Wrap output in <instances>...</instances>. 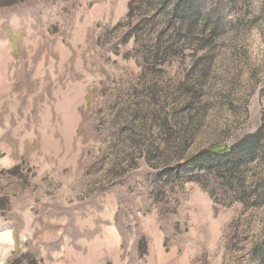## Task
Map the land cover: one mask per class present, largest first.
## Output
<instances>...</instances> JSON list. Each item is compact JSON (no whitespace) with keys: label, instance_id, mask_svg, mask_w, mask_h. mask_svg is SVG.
I'll use <instances>...</instances> for the list:
<instances>
[{"label":"rangeland","instance_id":"374dc122","mask_svg":"<svg viewBox=\"0 0 264 264\" xmlns=\"http://www.w3.org/2000/svg\"><path fill=\"white\" fill-rule=\"evenodd\" d=\"M8 1L0 264H264V0H203L192 44L175 0Z\"/></svg>","mask_w":264,"mask_h":264},{"label":"trees","instance_id":"16d2710c","mask_svg":"<svg viewBox=\"0 0 264 264\" xmlns=\"http://www.w3.org/2000/svg\"><path fill=\"white\" fill-rule=\"evenodd\" d=\"M9 3L8 0H5ZM134 0H131L128 4L131 11V6ZM14 1H12L13 4ZM203 0H175L174 9L172 11V18L174 17L175 24L178 26L176 34H181L182 31L185 36V42L192 44V40L195 39L198 33H204L208 21L211 20V15H204L202 13ZM132 12V11H131ZM131 12H128L127 17H131ZM202 26V28H201ZM201 28V30H200ZM180 40H171L170 42L162 41L159 39L150 50L145 53V59L149 62H156L161 56L175 52ZM191 46V45H190ZM257 137H250L246 139L241 145V151L235 150L236 147L224 149L221 153H217L218 148L214 147L210 150H204L200 152L198 158L192 159L195 165L205 164L207 170L217 168V171H221L226 176L232 175L241 166L246 164V161L254 154L257 144L253 141ZM248 142V143H247ZM246 144V145H245ZM217 153V154H215ZM215 157L214 159H211ZM26 264H36L35 261L29 259Z\"/></svg>","mask_w":264,"mask_h":264}]
</instances>
